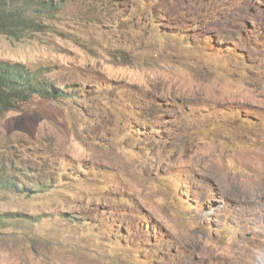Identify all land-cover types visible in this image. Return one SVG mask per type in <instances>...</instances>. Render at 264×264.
Returning a JSON list of instances; mask_svg holds the SVG:
<instances>
[{
	"label": "rangeland",
	"instance_id": "rangeland-1",
	"mask_svg": "<svg viewBox=\"0 0 264 264\" xmlns=\"http://www.w3.org/2000/svg\"><path fill=\"white\" fill-rule=\"evenodd\" d=\"M58 1L0 35L79 86L0 107V264H264V0Z\"/></svg>",
	"mask_w": 264,
	"mask_h": 264
},
{
	"label": "trees",
	"instance_id": "trees-1",
	"mask_svg": "<svg viewBox=\"0 0 264 264\" xmlns=\"http://www.w3.org/2000/svg\"><path fill=\"white\" fill-rule=\"evenodd\" d=\"M60 7L58 0H0V35L18 39L26 31H37L45 20L56 15ZM50 71L45 67L32 70L21 62L0 59V107H15L18 102L31 96L64 101L75 97L77 85H57L54 79L47 76ZM0 167V173L4 174L6 167ZM11 167L18 173L24 169L11 164L8 169ZM11 186L17 191H29L11 174L0 179V188L8 189ZM6 215L0 214V226Z\"/></svg>",
	"mask_w": 264,
	"mask_h": 264
}]
</instances>
